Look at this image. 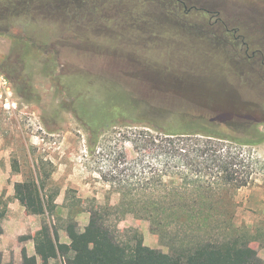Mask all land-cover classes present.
Here are the masks:
<instances>
[{
  "label": "rangeland",
  "instance_id": "1",
  "mask_svg": "<svg viewBox=\"0 0 264 264\" xmlns=\"http://www.w3.org/2000/svg\"><path fill=\"white\" fill-rule=\"evenodd\" d=\"M62 1L56 11L31 12L27 25L13 18L11 30L0 32V71L20 101L15 112L0 108V163L11 169L9 182L34 177L47 161L45 189L57 192L64 225L78 226L93 206L121 243L141 236L148 248L174 252L243 234L264 260V141L234 144L246 186L199 189L193 183L211 178L209 161L171 153L146 138L145 127L208 121L242 137L253 122L264 134V68L241 63L235 49L240 39L248 54L257 41L264 48V0ZM77 77L126 98L105 114L97 139L73 112L89 93ZM172 203L198 205L199 217L153 219L150 209Z\"/></svg>",
  "mask_w": 264,
  "mask_h": 264
},
{
  "label": "trees",
  "instance_id": "2",
  "mask_svg": "<svg viewBox=\"0 0 264 264\" xmlns=\"http://www.w3.org/2000/svg\"><path fill=\"white\" fill-rule=\"evenodd\" d=\"M61 4L62 0H0V32L8 33L11 30L13 18L24 17L25 21L22 23L26 24L31 12L39 13L46 7L56 11L55 8H59ZM63 11L68 17L69 11L65 9ZM236 44L235 49L240 54L241 63L251 65L252 56L246 52L249 43ZM75 83L89 93L81 94L79 106L74 108L73 112L87 126L90 137L97 139L100 129L107 122L105 114L111 112L110 108L123 104V100H126L125 95L117 88L89 85L84 78L77 77ZM112 86L114 85L111 84ZM67 91L72 93L70 90ZM145 127L150 128L146 138L162 140V146L171 153L175 154L182 150L187 155L203 157L209 161L207 167L212 169L214 175L207 172L211 174V178L204 183L196 180L193 186L199 189L201 187L211 189L213 185H217L230 186L231 189L237 190L246 186L248 180L242 176L241 167L247 166L237 162L238 154L234 144L252 145L264 141V134L257 130L253 122H248L242 137L224 132L217 124L208 121L203 123L187 120L153 121L147 123ZM177 140L186 143L181 144ZM48 164L49 162L41 160L39 171L37 170L34 177L13 184L12 197L28 212L34 209L35 213L46 215L49 220L47 222L43 220L35 238V255L29 256L23 252L20 264H38L37 257L41 264H47L53 258H61L62 264H264V260L250 247L249 239L243 234H235L224 239L210 237L198 239L174 252L148 248L141 236H135L133 243H121L105 223L102 214L93 206L87 209L88 221L82 231L78 229L73 219L68 220L65 232L70 243H61L57 228L51 220L56 209L57 192H47L45 189L46 181L50 177V172L46 169ZM13 170L17 171L14 168ZM8 200L9 198L2 200V194L0 195V218L5 213ZM197 206L178 203L158 204L149 211L153 219H160L161 214L168 213L180 220L183 217H199L197 214L200 209ZM157 225H160V222H157ZM182 230H184L182 226H177L174 231Z\"/></svg>",
  "mask_w": 264,
  "mask_h": 264
},
{
  "label": "crops",
  "instance_id": "3",
  "mask_svg": "<svg viewBox=\"0 0 264 264\" xmlns=\"http://www.w3.org/2000/svg\"><path fill=\"white\" fill-rule=\"evenodd\" d=\"M10 173L11 169L8 163L5 162L3 165L0 163V195L6 189L3 199L9 197L5 213L0 218V256L2 264H8L9 262L20 264L23 252L29 256L35 255V238L41 229L42 215L28 212L17 199L12 197L14 182H9ZM55 204L60 217L55 218L52 216V221L57 228L59 241L69 244L70 241L64 225L66 216L62 212L65 208L61 206L62 203L59 202L58 198L55 199ZM81 216L83 220L77 227L82 231L87 224L89 215L87 212H82ZM37 260L38 264H41L39 257H37ZM47 264H62V260L61 258H53Z\"/></svg>",
  "mask_w": 264,
  "mask_h": 264
},
{
  "label": "built area",
  "instance_id": "4",
  "mask_svg": "<svg viewBox=\"0 0 264 264\" xmlns=\"http://www.w3.org/2000/svg\"><path fill=\"white\" fill-rule=\"evenodd\" d=\"M20 107V101L15 93L10 79L0 71V108L15 112Z\"/></svg>",
  "mask_w": 264,
  "mask_h": 264
},
{
  "label": "flooded vegetation",
  "instance_id": "5",
  "mask_svg": "<svg viewBox=\"0 0 264 264\" xmlns=\"http://www.w3.org/2000/svg\"><path fill=\"white\" fill-rule=\"evenodd\" d=\"M192 9H197L196 7H193V8H190V9H188V10H192ZM201 10H202V12H204V13H207V14H210L211 15V17H213V16H217V12H211V11H209V10H206V9H202L201 8ZM210 17V18H211ZM218 20H214V23H216ZM208 22L209 23H212V21L211 20H208ZM238 29L237 28H234V27H232L231 29H229V28H227L226 26H225V31L227 32H230V31H232L233 33H236V31H237ZM234 38L236 39V40H238L239 39V36H237V35H234ZM241 40V43L242 44H244L245 42L242 40V39H240ZM255 47H254V49L252 50V52L250 53V55L252 56V60H253V65H255V67L257 68V69H262V68H264V48H263V46L261 45V44H259L258 43V41L257 42H255Z\"/></svg>",
  "mask_w": 264,
  "mask_h": 264
}]
</instances>
